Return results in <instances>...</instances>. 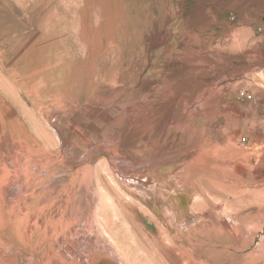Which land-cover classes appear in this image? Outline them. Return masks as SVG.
<instances>
[{
	"label": "rangeland",
	"instance_id": "374dc122",
	"mask_svg": "<svg viewBox=\"0 0 264 264\" xmlns=\"http://www.w3.org/2000/svg\"><path fill=\"white\" fill-rule=\"evenodd\" d=\"M0 264H264V0H0Z\"/></svg>",
	"mask_w": 264,
	"mask_h": 264
},
{
	"label": "bare ground",
	"instance_id": "6f19581e",
	"mask_svg": "<svg viewBox=\"0 0 264 264\" xmlns=\"http://www.w3.org/2000/svg\"><path fill=\"white\" fill-rule=\"evenodd\" d=\"M221 18H223V15L221 16ZM107 225H108V223H107Z\"/></svg>",
	"mask_w": 264,
	"mask_h": 264
}]
</instances>
